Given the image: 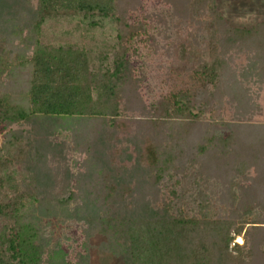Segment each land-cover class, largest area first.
<instances>
[{
    "label": "trees",
    "instance_id": "obj_1",
    "mask_svg": "<svg viewBox=\"0 0 264 264\" xmlns=\"http://www.w3.org/2000/svg\"><path fill=\"white\" fill-rule=\"evenodd\" d=\"M138 7L0 0V264H91L97 235L122 264H264V121L234 79L244 56L264 83V20L174 0L191 28L168 37ZM58 20L110 22L113 40L43 42ZM52 219L82 225L79 260Z\"/></svg>",
    "mask_w": 264,
    "mask_h": 264
},
{
    "label": "rangeland",
    "instance_id": "obj_2",
    "mask_svg": "<svg viewBox=\"0 0 264 264\" xmlns=\"http://www.w3.org/2000/svg\"><path fill=\"white\" fill-rule=\"evenodd\" d=\"M171 1L173 4L174 0ZM171 3L165 0H137L139 7L133 9L132 14L138 17L150 13L162 14L167 18V22L163 28L165 30L164 35L168 37L170 33L177 29H181L183 32L188 31L191 28L190 25L186 26L175 23L179 17L174 12V9L170 7ZM217 5L226 20L235 26H249L264 20V0H217ZM76 23V21L67 20L48 21L40 31V39L45 43L51 44L75 42L78 45L85 46L87 49L94 51L106 49L113 40L115 28L110 22L104 21L102 26L89 30L82 26V24L76 25ZM166 40L163 39L164 42ZM262 51L264 52V50ZM237 63L240 66L238 65L239 67L235 69L234 79L237 83H242L244 87H247L248 93L252 96V104L250 106L252 113L250 115L254 120L264 121V83L256 81L257 77L252 73L253 71H249L248 64H250V61L248 58L242 56V58L237 60ZM47 227L64 239L69 249L78 248L77 256L79 260L82 252L81 248L78 247L80 245L78 243L84 238L82 225L68 219L63 221L52 219ZM101 239L98 235L89 239L90 263L122 264L119 259L112 258L103 260L101 258L96 250V246ZM236 242H239L238 239H236Z\"/></svg>",
    "mask_w": 264,
    "mask_h": 264
},
{
    "label": "bare ground",
    "instance_id": "obj_3",
    "mask_svg": "<svg viewBox=\"0 0 264 264\" xmlns=\"http://www.w3.org/2000/svg\"><path fill=\"white\" fill-rule=\"evenodd\" d=\"M238 241H239V242H242V239L239 237V238H238Z\"/></svg>",
    "mask_w": 264,
    "mask_h": 264
}]
</instances>
